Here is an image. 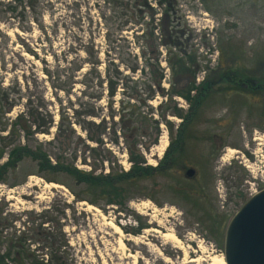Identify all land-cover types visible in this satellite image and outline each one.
I'll return each mask as SVG.
<instances>
[{"label":"rangeland","instance_id":"374dc122","mask_svg":"<svg viewBox=\"0 0 264 264\" xmlns=\"http://www.w3.org/2000/svg\"><path fill=\"white\" fill-rule=\"evenodd\" d=\"M8 1L0 0V9ZM123 1L38 0L42 30L29 14L23 21L10 17L0 22V90L8 93L11 104L4 115L8 127L0 136H6L11 121L29 109L40 112L45 121L52 116L48 132L30 141L41 144L52 162L61 154L81 171L119 173L131 167L129 146L142 158V166H156L178 133L176 110L188 108L177 96L159 92L141 102L154 72L162 69L161 87L170 88L168 59L176 64L180 58H193L195 83L204 71L238 68L250 71L255 84L264 85V0H168L170 5L166 0H145L143 24L121 15ZM126 1L131 10L133 0ZM151 21L156 27L154 45L148 37L137 38ZM168 22L174 25L169 35L175 44L166 46L159 40L169 37L163 31ZM94 48L101 80L96 87L97 74L88 72L90 64L84 60L91 59L86 50ZM75 59L82 68L65 86L67 62ZM58 62L65 68H59L53 83L64 82L69 91L53 88L45 71L49 68L56 76ZM133 65L138 66L135 71L130 70ZM117 69L124 85H118L111 100L108 71ZM247 96L230 92L226 98L212 99L206 114L184 133L181 156L169 175L155 173L137 180L121 203H107L65 173L40 172L32 160L21 161L0 181L4 263L219 264L216 257L223 255L227 223L254 192L264 189V182L254 184L241 164L244 157L256 165L264 159V97ZM123 98L134 105L123 110L136 116L127 129L118 122ZM162 136L167 146L158 154ZM6 158L1 157L0 164ZM188 168L195 170L191 178L185 176ZM49 183L62 188L46 186ZM177 184L192 193L195 203L173 191ZM79 201L99 212L86 210ZM109 220L121 228V235L108 226Z\"/></svg>","mask_w":264,"mask_h":264},{"label":"trees","instance_id":"16d2710c","mask_svg":"<svg viewBox=\"0 0 264 264\" xmlns=\"http://www.w3.org/2000/svg\"><path fill=\"white\" fill-rule=\"evenodd\" d=\"M23 2L24 0H9L5 4L4 9L2 8L0 9V22L7 21L8 18L10 19V17L11 19L18 18V21H23L26 19L27 14H29V19L36 22L39 28L42 30L43 12L38 9V0H26L25 4H23ZM123 2L120 3V6L122 8L121 15L126 17L128 20L133 19V22L137 24H143L142 19L143 16L145 15V13L143 12V7L145 4V0H133L131 2V10L129 8L128 1L125 0ZM165 2L167 5H170V2L168 0H166ZM18 6H21L20 11H17ZM6 15L8 16L6 17ZM145 25H146L145 29L142 30L141 35L137 38L142 39L148 37L147 39L149 40V45H154V42H156V38H157L154 35V31L156 27L153 25V21L148 22ZM166 26H167L166 30H169V32L171 33L173 31L172 28L174 27L172 22H168ZM19 27L20 29H24L23 26L21 25ZM119 27H120L119 32L120 31L122 32L123 30L121 26ZM163 45L167 46L168 44H163ZM69 47L71 48V46ZM86 51L88 52V54H90V57L92 59V60L89 58L84 59L86 60L85 62H88L90 64L88 72L90 73V71L93 70L94 73L97 74L95 78V82H96L95 87L98 85L100 86L101 80H98L99 72L97 71L98 62H99L98 53L96 52V48L91 50V52H89L88 50ZM32 53L35 57H37V54L34 51ZM52 55L53 57H56L54 53ZM66 57L67 56H64L63 59H66ZM167 63L171 71L170 73L171 78L169 80L170 88L164 91V89L161 87V79L164 77L163 70L161 69V72L159 73L153 71L154 73L151 76L152 83L147 85L146 88L147 94L143 98V101L141 102L144 103L146 100L154 98L157 92L161 93L164 96L166 95L173 96L175 94L182 95L189 102V105H191L188 116L190 117L194 113L196 108L198 109V107L200 106L199 102L191 100L189 95L190 90L196 87V84L193 81L194 76L192 75L194 71L192 69L194 60L193 58L190 57H188L187 59L180 58L175 64L170 59H168ZM60 66L61 63L58 62L54 71L56 73V76H54L53 72H51L49 68L45 69V71H47L49 77L52 78L51 86L53 88L58 87L63 91H69V88H65L67 80L68 78H71L73 80L74 74L80 71V69L82 68V63L79 62L78 59H75L71 62L70 61L67 62L66 69L68 71H66L67 78L66 80H64L65 86H64V82L62 83V85L59 84L58 86L54 85L53 83V79L58 78L57 72L59 71V68H65L64 66L61 67ZM137 67L138 66L133 65L130 67V70L135 71ZM122 77L123 76H121V72L118 69L114 73H111L110 70L108 71L109 79L107 80V87H108L107 94L111 98V100H113L114 96L117 93L116 91L118 85L119 84H121L122 86L124 85ZM218 77H223V76L219 74V76L213 78H218ZM190 78L191 80H188ZM248 78L252 79L253 80L252 82L255 83L254 82L255 80L253 78L251 77ZM215 83L217 82H214L213 84ZM72 84L73 81L71 82V84H69L70 88L72 87ZM202 84H204V82ZM205 85H207V83H205ZM95 97L98 99L100 98V95L96 94ZM129 97L132 96L130 95ZM119 102L122 108L120 110L121 112H119L118 110V122L122 124V129L123 128L127 129L133 123V121L136 120V116L132 110L124 111L123 109L126 106L133 107L134 105L129 102V99L125 100L124 98L121 99ZM10 105L11 104L8 102V93H5L3 92V90L2 91L0 90V119L3 118V124L0 131L3 132L8 127L7 122L4 123L5 120L4 115H6V113L8 112L7 109L8 106ZM26 115L31 117L33 121L27 119ZM114 115L115 114L112 113L111 117L113 118ZM48 123H52V116L49 117V121H45L43 116L40 115V112L36 113L30 111L29 109L26 112L23 111L20 112L11 121L6 136H0V158L3 157L4 155L7 156L5 162L0 164V181H4V178L10 169L15 168L24 159H30L36 163L40 172L47 171L52 173H58V172L65 173L70 177H72L74 180H76L78 183L83 184L87 189H90V191H93L94 195L105 197L106 202L109 204L121 203L126 198L125 193L127 189H129L132 185L136 183L137 180L141 178L151 176L152 174L155 173H159L164 176L169 175V171L173 168L177 159H179V156H181L182 150L180 148L184 144L183 135L187 129L189 130L188 127L189 125H188L184 130L178 131L177 135L174 137V141H172V143L169 145V147L164 153L163 158L156 166H149V165L142 166L141 165L143 163L142 158L135 153L132 147L128 146V150L130 154L129 158L131 161V167L129 170L122 171L119 173L112 172L108 174L95 175L93 174V171L95 170L94 168H91L89 171H81L80 169L76 168V166L73 165L72 162H69L64 155L61 154H58L54 158V162H52L50 156L42 148L41 144L34 146L33 144L30 143V141L33 140L34 138V135H36L37 133L48 132V127H47ZM45 127H47V129ZM22 138L24 139L27 138L28 142L20 143L19 139ZM176 144L177 146L173 147ZM175 187L177 188H173V191H175L178 195H180L184 199L188 201H193L195 203V201L191 198L192 193H190L185 186L177 184L175 185ZM199 198L201 197H198V199ZM143 227H144L143 224H141L139 229ZM4 258L5 256L3 255L0 256V264H5L3 261ZM34 264H39V263L36 262Z\"/></svg>","mask_w":264,"mask_h":264},{"label":"water","instance_id":"95a60500","mask_svg":"<svg viewBox=\"0 0 264 264\" xmlns=\"http://www.w3.org/2000/svg\"><path fill=\"white\" fill-rule=\"evenodd\" d=\"M195 170L188 168L191 178ZM226 264H264V189L254 193L226 225L223 242Z\"/></svg>","mask_w":264,"mask_h":264},{"label":"flooded vegetation","instance_id":"af4514ba","mask_svg":"<svg viewBox=\"0 0 264 264\" xmlns=\"http://www.w3.org/2000/svg\"><path fill=\"white\" fill-rule=\"evenodd\" d=\"M163 31L168 35H171L172 33H170L169 30H166V27H163ZM170 35L169 37L164 36L159 40V42H161V44H175V42L171 40ZM167 38L169 39L168 42H166ZM203 73L204 75L202 76V80H197V83H195L196 70L193 71L192 74L194 76L193 81L196 84V87L190 90L189 95L190 99L199 102L200 106L198 107V109L196 108V110L190 117H188L190 112L189 109L191 107V105H189V102L182 95H173L178 97L177 100H179V102H182L184 100L186 103H188V108L185 111H182L180 108H178V110H176L175 112L179 117V121L181 122L180 124H178V131L184 130L188 125V127H191L192 124H196L198 118L206 114L210 101H212V99L214 100V98L216 97L226 98V95H228L230 92H239L241 94H244L246 97H248L247 95H252L254 98L264 97V85L260 86L257 83H252L253 80L248 78L252 76L250 74V71L240 70L238 68H218L213 71H204ZM219 74L223 77L213 78L219 76ZM188 80H191V78ZM203 82L204 84H202ZM214 82L217 83L213 84ZM205 83H207V85H205ZM165 97H167V95ZM232 103L233 105L235 104L234 101ZM178 106L182 107V104L178 103ZM2 124L3 118L0 119V130ZM0 132L3 134V131Z\"/></svg>","mask_w":264,"mask_h":264},{"label":"bare ground","instance_id":"6f19581e","mask_svg":"<svg viewBox=\"0 0 264 264\" xmlns=\"http://www.w3.org/2000/svg\"><path fill=\"white\" fill-rule=\"evenodd\" d=\"M166 146H167V140H166L165 136H162L161 139L159 140V144L156 146L157 147L158 154H162V152L164 151V149H165ZM48 185H50L51 187H59V188H62V186H60V185H58L56 183L46 184V186H48ZM38 197H40V195ZM78 204L79 205H82V206H85V209L86 210H92V211L97 212V213L99 212V209L97 207H95V206H93L91 204H88L85 201H79ZM107 224H108L109 227H111L113 229V231L115 233H118L120 235L122 234L121 228L117 224H115L112 220H109L107 222ZM163 235L170 236V238L174 239L177 242L180 241L176 236H174L171 233H165ZM119 243H120V245H123V242H122L121 239L119 240ZM130 256H132V255L130 254ZM132 258L135 260V256H132ZM216 260L218 261L219 264H226L225 261H224L223 255H218L216 257ZM104 262L105 261L102 260V263L103 264H104Z\"/></svg>","mask_w":264,"mask_h":264},{"label":"built area","instance_id":"2783aa9c","mask_svg":"<svg viewBox=\"0 0 264 264\" xmlns=\"http://www.w3.org/2000/svg\"><path fill=\"white\" fill-rule=\"evenodd\" d=\"M256 133V132H255ZM257 138V137H254ZM256 156V154H255ZM263 161V162H262ZM260 161V165H256V162L250 161L249 158H243V165L249 171L252 176L253 183H257L258 181L264 182V159Z\"/></svg>","mask_w":264,"mask_h":264}]
</instances>
